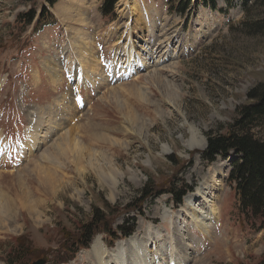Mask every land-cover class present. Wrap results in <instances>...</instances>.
Segmentation results:
<instances>
[{"label": "rangeland", "instance_id": "obj_1", "mask_svg": "<svg viewBox=\"0 0 264 264\" xmlns=\"http://www.w3.org/2000/svg\"><path fill=\"white\" fill-rule=\"evenodd\" d=\"M133 1L119 0L105 16V0H58L48 9L52 21L34 32L19 16L40 12L43 0H0V200L12 210L0 224V264H92L98 239L108 252L126 242L131 259L130 238L151 257L172 246L180 264H262L264 220L238 211L227 181L233 156L207 163L201 153L206 134H225L247 92L264 83V36L242 34L240 0L218 1L215 9L197 0H136L143 17H153L141 33L120 13ZM77 42L106 83L78 85L71 77L83 60ZM127 49L139 54L127 61ZM124 64L129 74L119 71ZM40 112L42 123L52 122L49 131L32 128ZM192 133L197 147L189 149ZM209 174L218 181L206 195L216 213L198 228L184 203ZM148 178L191 192L178 206L162 195L142 206V216L112 217L116 240L98 233L87 249L71 246L66 238L94 209L124 207ZM194 204L206 212L201 199ZM134 223L128 238L115 232Z\"/></svg>", "mask_w": 264, "mask_h": 264}, {"label": "trees", "instance_id": "obj_2", "mask_svg": "<svg viewBox=\"0 0 264 264\" xmlns=\"http://www.w3.org/2000/svg\"><path fill=\"white\" fill-rule=\"evenodd\" d=\"M30 1V0H27ZM58 0H43L40 12H28L20 15L19 21L27 25L34 24L36 28L52 21L49 14ZM119 0H105L101 9L103 15H113V7ZM206 8L215 9L218 1L229 4L231 0H197ZM241 11L245 16L242 22V34L246 37L264 36V0H240ZM188 2L184 3L187 9ZM181 10L182 11H184ZM225 134H206V147L202 151V159L213 163L217 158H224L230 154V172L228 184L237 200L238 211L243 218L264 220V83L254 85L246 94V103L236 110V117L227 125ZM191 192V188L184 186L177 188L176 183L169 180L166 184H156L148 178L145 185L139 190L137 197L124 207L114 204L93 210L88 223L81 226L77 235L66 238L72 247L87 249L93 238L98 234L113 236L112 220L116 216L135 213L142 216L141 208L149 200L162 195H169L174 205H180L183 198ZM115 230V229H114ZM135 230V223L129 228L117 227L121 239L130 237ZM18 248H21L20 246ZM264 264V254L262 256Z\"/></svg>", "mask_w": 264, "mask_h": 264}, {"label": "bare ground", "instance_id": "obj_3", "mask_svg": "<svg viewBox=\"0 0 264 264\" xmlns=\"http://www.w3.org/2000/svg\"><path fill=\"white\" fill-rule=\"evenodd\" d=\"M120 13L124 17H128V20L130 21V24H131V28H132V23H134V28L136 30H139L141 33H143V32L145 33L147 30V27L148 28L150 27V29H151L153 26V25H151V22H153V17H151L149 14H147L146 18L143 17L142 11L139 10L136 0H134L131 4L125 3L123 5V7L121 8ZM131 28H130V31H132ZM125 32L128 34V30ZM126 44H127V42H126ZM77 45H78V48H80L79 49L80 56L83 57L85 54H87V53L89 54L90 50L88 49L86 44H82V42H77ZM121 52L126 54V58L128 57L127 61H129L132 58V56L135 57L134 53H137V55L139 54V52H137L136 50L133 53L131 49L121 50ZM134 57H133V59L135 60ZM82 59L83 60L77 62L78 68L74 69V73L71 76L77 80L78 85H81L82 83L83 84L88 83L90 86H94V85H98V84L102 85V84L106 83L105 79H107V78L106 77L101 78V75H99L100 71L98 69V65H99L98 61H96L95 59H90L91 62L89 63L88 62L89 59L84 58V57ZM85 60H87V61H85ZM83 62L85 65L83 64ZM109 68L112 69V66L110 65ZM75 91H76L75 93H78V88H75ZM78 95H80V94H78ZM77 100H79V98ZM60 101H62V100H60ZM77 104H79V103H77ZM42 116H43L42 113L40 115L36 114V116H34V118H35V119L33 118L34 122L32 121V123H33L32 128L34 129V131L39 126H42L46 122V121L43 123L41 122ZM51 124H52V122H50V119H48L47 123L44 124V127H46V131H49L52 128V127H50ZM64 137H66V136L64 135ZM64 139L65 138H63V141H64ZM27 141L28 142L25 143L26 144L25 146L28 149L30 148V153H31V147L34 145L31 134L28 135ZM186 145L188 146L189 149H191L193 147H197V142L195 141V135L193 133L191 135L190 140L187 142ZM75 146H77V143L74 142V147ZM4 149H5V144L2 141V143L0 142V154L2 152H5ZM80 150H81V147H80ZM39 170L41 171V168H39ZM48 177H49V175H48ZM208 178L204 179V183L199 185V187L196 189L194 194H191L188 197H186L185 203H184V206L186 208L191 209L189 215L191 216V220L194 222L195 226L197 225L198 228L199 227H206L207 221H210L211 219H213L214 215L216 213V209L214 207V204L210 203L212 200L209 201L206 195H207V193H210L214 189V184L217 181V177L215 175H212L209 179ZM115 185L116 184L114 183L111 186L112 192L114 191ZM197 199H201L202 203H204V206L206 208V212L203 211L204 212L203 213V212L196 211L195 209H192V207L194 208L195 206H197L196 204H194V202H196ZM36 204H37V202L33 204V206L35 205L34 206L35 208L38 207V206H36ZM9 207L10 206H7L3 200H0V224H1V220L3 221V218H7V217L9 218V216H8L9 213H12V210H9ZM28 208H30V205H28ZM31 209H32V207H31ZM36 212H38V211H36ZM163 217H165V215H163ZM0 229L2 230V228H0ZM148 230H150V228ZM150 239H152V238L149 236V240ZM128 242L130 243V245L132 246V248L134 250V253H133V256L131 257V259L130 258L127 259L126 255H125L124 245L126 242H121L113 251L108 252L102 246V244H101L102 242L100 241V239H98V243L96 242L92 246V249L90 252L92 254V255L91 254L90 255L94 259V263H92V264H164L162 257L164 255H167L168 253H169L168 254L169 264H180L181 263L177 259V256L175 255V249L172 246H169V248H168L169 250L163 248L160 254H154L151 257V255H150L151 252L148 251L147 245L142 246L141 248H138L139 246L137 247L136 240L134 238H130Z\"/></svg>", "mask_w": 264, "mask_h": 264}, {"label": "water", "instance_id": "obj_4", "mask_svg": "<svg viewBox=\"0 0 264 264\" xmlns=\"http://www.w3.org/2000/svg\"><path fill=\"white\" fill-rule=\"evenodd\" d=\"M43 263H44V261H38V262L33 263V264H43Z\"/></svg>", "mask_w": 264, "mask_h": 264}]
</instances>
